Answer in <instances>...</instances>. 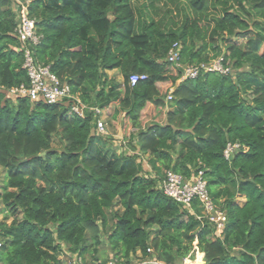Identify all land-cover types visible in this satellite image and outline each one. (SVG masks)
Instances as JSON below:
<instances>
[{
    "label": "trees",
    "instance_id": "trees-1",
    "mask_svg": "<svg viewBox=\"0 0 264 264\" xmlns=\"http://www.w3.org/2000/svg\"><path fill=\"white\" fill-rule=\"evenodd\" d=\"M20 1L40 38L35 61L73 99L48 105L8 95L29 80L14 0H0V198L9 212L0 223V264L71 263L64 252L89 264L90 246L92 264H135L137 254L140 264H181L194 258V242L204 264H264V0H144L139 9V0ZM159 1L182 12L180 26L148 15ZM173 43L182 66L220 58L229 72L199 71L178 83L182 69L165 61ZM132 74L147 79L130 86ZM77 101L83 117L71 113ZM94 108L132 154H117L96 134L102 116ZM55 136L61 150L52 148ZM234 143L240 148L226 160ZM167 172L186 180L203 172L225 215L219 235L196 219V202L191 214L163 194ZM101 235L109 259L96 256Z\"/></svg>",
    "mask_w": 264,
    "mask_h": 264
},
{
    "label": "built area",
    "instance_id": "built-area-1",
    "mask_svg": "<svg viewBox=\"0 0 264 264\" xmlns=\"http://www.w3.org/2000/svg\"><path fill=\"white\" fill-rule=\"evenodd\" d=\"M14 1L18 4L20 9L19 10L15 7V14L18 23L14 32L21 45L20 50L23 58L22 69L28 77L29 85L27 87L21 85L17 88H12L8 90V95L10 97H27L31 102H43L48 105H56L62 103L64 100L73 99L69 86L66 83H62L54 74H52L48 66H43L35 61L33 57V48L39 44L40 38L35 34L34 21L28 17L27 5L25 7L21 1ZM180 54V44L173 43L169 47L165 58L166 62L182 69L183 72L180 81L196 79L199 71L218 72L224 75L229 72V69H225L221 66V60L214 65H200L198 67L182 66L180 64ZM146 79V75L132 74L129 77V84L130 86H134L138 82L145 81ZM171 92L168 94L166 102L172 99ZM85 109L86 107L77 101L72 105L71 113L78 117H83ZM90 111L94 117L102 116V111L99 109L94 108L92 110L90 109ZM96 134H105V125L101 118L96 122ZM239 148L240 145L238 143L228 144L223 152V157L226 160H229ZM159 189L165 196L188 208L191 214H193L192 205L196 202L200 209V214L196 216V219L198 221L207 220L215 226L218 235L220 234L224 226L225 215L214 205L210 198L206 188V181L203 177V172H198L188 180L172 172H167L164 179L159 183ZM146 263L148 262H142L141 264ZM68 264L83 263L79 259L73 258L71 263ZM105 264L121 263L110 260ZM148 264L161 263L149 262ZM181 264H186V259Z\"/></svg>",
    "mask_w": 264,
    "mask_h": 264
},
{
    "label": "rangeland",
    "instance_id": "rangeland-1",
    "mask_svg": "<svg viewBox=\"0 0 264 264\" xmlns=\"http://www.w3.org/2000/svg\"><path fill=\"white\" fill-rule=\"evenodd\" d=\"M145 2L146 1H144V0H139L137 2H134V5L139 9L141 4H143ZM21 3H23V6H25V7L28 4L27 1L21 2ZM14 6L19 9L18 4L15 1H14ZM154 6L156 7V13L153 14V13L148 11V15L150 14L152 16V19L155 22H158V23L161 22V24H163L164 26H169V25L173 26V24H174L176 27L180 26V24L183 22V14L181 11L177 10L175 6L167 5L161 1L156 2ZM185 13H186V16L188 18H191V19L195 18V16L189 10H186ZM209 15L212 16V15H218V14H216L215 11H210ZM203 23H205V22H203ZM245 41H246V38H243V39L237 40V43L243 44V43H245ZM219 60H221V59L220 58L215 59L213 62H211L210 65H214ZM111 77L116 82L122 83V77L118 72L115 73L114 75H112ZM103 119H105L104 112H102V122H103ZM104 125H105V134L103 136L107 139L108 144L115 149L116 153L119 154V153L123 152V153H127L129 155L132 154V152L130 151L129 146L127 144V141H126L127 138H124L123 136H121L120 134L115 132L110 126H108L107 122H105ZM62 147H63V144H62L61 140L59 139V137L55 136L53 138L52 148L55 150H61ZM144 167L146 168L147 166L144 165ZM152 174L153 173H149V175H151V176H152ZM4 180H5V171L3 169H0V195L2 194V187H3ZM243 201H244V199L240 198L239 200H237V203L239 205H242ZM115 209L120 210L119 208H115ZM6 215H9V212L6 209V207L3 205L2 200L0 198V223L4 222V217ZM10 221H11V218H9L6 222L9 223ZM88 237H90V234H88L87 238ZM99 241L100 242L102 241V242L97 247L96 256H98V260L109 259V258L113 257L108 251L109 248L107 247L106 243L104 242L103 235L100 236ZM92 242L93 241H91L89 238L88 243L92 244ZM193 245L195 246L194 258L193 259H186V264H201V261L202 262L204 261L203 254L199 253L198 249L196 248L195 242L193 243ZM93 249H94V247L90 246V248H88V253H86L84 255L85 262H87L89 264L90 263L92 264L95 262V260L92 257V254H91ZM64 254H65V252H64ZM64 254H62L63 255L62 257H64V259L71 260V261L73 260V259H71V258H73L72 255H69V254L64 255ZM197 254H200V255H197ZM140 257H141L140 254H137L136 259L134 260L135 264H139L138 260L140 259Z\"/></svg>",
    "mask_w": 264,
    "mask_h": 264
},
{
    "label": "crops",
    "instance_id": "crops-1",
    "mask_svg": "<svg viewBox=\"0 0 264 264\" xmlns=\"http://www.w3.org/2000/svg\"><path fill=\"white\" fill-rule=\"evenodd\" d=\"M18 1H20V0H18ZM13 9H14V11H15V6L13 7ZM115 73H117V71H110V72H107V75H108V77H109V79H111L112 77V75H114ZM172 90H170V92H171Z\"/></svg>",
    "mask_w": 264,
    "mask_h": 264
},
{
    "label": "clouds",
    "instance_id": "clouds-1",
    "mask_svg": "<svg viewBox=\"0 0 264 264\" xmlns=\"http://www.w3.org/2000/svg\"><path fill=\"white\" fill-rule=\"evenodd\" d=\"M180 80H181V79H180ZM180 80L178 81V83L182 82V81H180ZM203 262H204V261H203Z\"/></svg>",
    "mask_w": 264,
    "mask_h": 264
},
{
    "label": "bare ground",
    "instance_id": "bare-ground-1",
    "mask_svg": "<svg viewBox=\"0 0 264 264\" xmlns=\"http://www.w3.org/2000/svg\"><path fill=\"white\" fill-rule=\"evenodd\" d=\"M201 264H202V261H201Z\"/></svg>",
    "mask_w": 264,
    "mask_h": 264
},
{
    "label": "water",
    "instance_id": "water-1",
    "mask_svg": "<svg viewBox=\"0 0 264 264\" xmlns=\"http://www.w3.org/2000/svg\"><path fill=\"white\" fill-rule=\"evenodd\" d=\"M202 263H204V262H202Z\"/></svg>",
    "mask_w": 264,
    "mask_h": 264
}]
</instances>
